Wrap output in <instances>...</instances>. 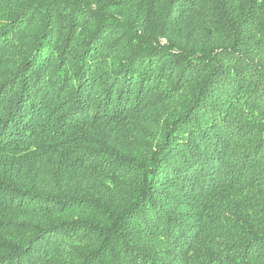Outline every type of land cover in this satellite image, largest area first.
<instances>
[{"label": "trees", "instance_id": "16d2710c", "mask_svg": "<svg viewBox=\"0 0 264 264\" xmlns=\"http://www.w3.org/2000/svg\"><path fill=\"white\" fill-rule=\"evenodd\" d=\"M0 264H264V0H0Z\"/></svg>", "mask_w": 264, "mask_h": 264}]
</instances>
